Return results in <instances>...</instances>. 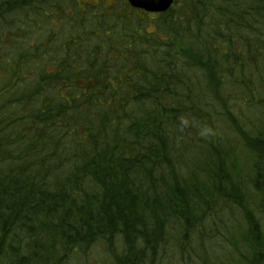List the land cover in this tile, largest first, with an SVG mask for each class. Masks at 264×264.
<instances>
[{"label":"trees","instance_id":"16d2710c","mask_svg":"<svg viewBox=\"0 0 264 264\" xmlns=\"http://www.w3.org/2000/svg\"><path fill=\"white\" fill-rule=\"evenodd\" d=\"M138 11L0 0V264H264V0Z\"/></svg>","mask_w":264,"mask_h":264},{"label":"rangeland","instance_id":"374dc122","mask_svg":"<svg viewBox=\"0 0 264 264\" xmlns=\"http://www.w3.org/2000/svg\"><path fill=\"white\" fill-rule=\"evenodd\" d=\"M82 1L97 2L98 0H82ZM106 4H108V5L110 4V6H112V5L128 4V2H127V0H106ZM130 9H131V6H130ZM167 11L164 13L167 14ZM129 12H131V11L129 10ZM164 13H151V12H144L143 10L138 11V14L140 16L145 17L146 18L145 20L152 24V26L150 27L151 30L155 29L154 19L159 17L161 14H164ZM107 256H108V252L104 248V246L101 244H97L96 246H94L90 250H88L86 252L85 251L82 252L80 254V261L82 262V264H91V263L108 264L109 262H111V260ZM162 260H163L162 264H173L172 259L168 258L167 256L163 257ZM77 262H78V260H75V264ZM180 264H184V263H180ZM188 264H190V262H188Z\"/></svg>","mask_w":264,"mask_h":264},{"label":"water","instance_id":"95a60500","mask_svg":"<svg viewBox=\"0 0 264 264\" xmlns=\"http://www.w3.org/2000/svg\"><path fill=\"white\" fill-rule=\"evenodd\" d=\"M135 9L151 13H164L174 4L175 0H127Z\"/></svg>","mask_w":264,"mask_h":264}]
</instances>
